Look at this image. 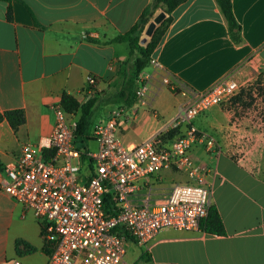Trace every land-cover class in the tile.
I'll list each match as a JSON object with an SVG mask.
<instances>
[{"label":"crops","instance_id":"obj_1","mask_svg":"<svg viewBox=\"0 0 264 264\" xmlns=\"http://www.w3.org/2000/svg\"><path fill=\"white\" fill-rule=\"evenodd\" d=\"M150 0H8L0 1V113L22 110L25 122L16 132L0 123V175L15 163L24 143L49 149L53 109L62 94L86 102L85 81L95 79L96 125L114 108L121 111L118 138L125 147L141 144L164 129L184 98L177 90L205 91L223 77L237 82L264 74V0H230L240 28L236 45L215 0H185L172 13L153 59L140 74L148 83L151 110L107 104L118 91L119 71L128 59L129 43L105 44L126 33ZM11 19H7V9ZM127 72V68L125 70ZM230 107H213L192 125L215 138L222 154L207 155L193 147L192 160L211 171V206L225 235L159 232L146 251L125 241L122 264H264V131L235 117ZM237 128V134L233 131ZM246 136L241 143L238 136ZM87 148L95 150L93 142ZM162 172L173 182L188 178ZM164 192L167 191L163 183ZM40 225L30 212L0 190V262L46 264Z\"/></svg>","mask_w":264,"mask_h":264},{"label":"built area","instance_id":"obj_2","mask_svg":"<svg viewBox=\"0 0 264 264\" xmlns=\"http://www.w3.org/2000/svg\"><path fill=\"white\" fill-rule=\"evenodd\" d=\"M148 65H156L155 60L151 58ZM140 74L134 107L151 110L148 83ZM254 80L237 82L227 76L198 92L177 90L164 79L162 83L184 101L164 129L132 147L119 141L122 115L118 108L92 126L88 143L96 148L90 150L75 143L78 112L66 113L57 105L48 138L53 154L44 158L40 147L24 143L15 163L4 169L5 180L0 175V190L40 225L43 242L50 249L46 264H122L126 238L147 251L162 230L200 232L211 206L212 171L195 163L191 151L200 145L206 154L217 157L222 148L192 122L213 107H230ZM94 86L95 79L88 76L87 100L94 97ZM250 93L258 96L255 89ZM169 131L177 134L166 139ZM233 133L237 134L236 127ZM238 138L242 144L247 142L246 136ZM162 172L185 174L188 181L172 184L164 192ZM0 264L23 263L14 259Z\"/></svg>","mask_w":264,"mask_h":264},{"label":"trees","instance_id":"obj_3","mask_svg":"<svg viewBox=\"0 0 264 264\" xmlns=\"http://www.w3.org/2000/svg\"><path fill=\"white\" fill-rule=\"evenodd\" d=\"M8 1V0H0ZM216 4L226 21L228 34L232 42L236 45L241 43L240 28L236 23L230 0H215ZM185 0H150L149 4L144 8L142 13L131 28L124 34L118 35L114 39L105 42L112 43H129L130 51L128 59L122 63L127 68L119 71L121 82L115 96L107 101V104H112L121 107H130L135 101V82L139 74L148 66L154 51L161 42L168 26L172 22L171 13L183 4ZM164 14L163 20L155 27L152 34L144 44L140 41L144 38V32L148 24L154 19L156 14ZM7 19H11L10 9H7ZM60 107L66 112L71 113L77 111L79 113L76 121L74 132L75 143L79 147L87 146L89 142V133L92 128L93 111L96 105V98L86 100L85 103L79 104L71 95L63 93L59 102ZM6 121L9 127L16 132L25 122L24 112L22 110H11L0 113V123ZM177 134L176 131H169L166 139H172ZM53 154L52 150H43L42 156L49 158ZM84 163V162H82ZM107 202V201H106ZM109 209V204L107 205ZM200 232L214 236H224L225 231L222 221L215 207L210 206L207 217L201 222ZM129 239V238H126ZM44 252L50 253L49 246L44 244Z\"/></svg>","mask_w":264,"mask_h":264},{"label":"rangeland","instance_id":"obj_4","mask_svg":"<svg viewBox=\"0 0 264 264\" xmlns=\"http://www.w3.org/2000/svg\"><path fill=\"white\" fill-rule=\"evenodd\" d=\"M147 39L148 37H146V40ZM251 89H255L256 94H258L256 98H253L251 95ZM230 106L233 108L232 110H234L235 117H241L243 120L251 122L250 124H254L256 127L264 131V74L254 80L251 88L243 90ZM77 115H79V113ZM94 117L92 118V124L95 122ZM173 173H175L176 176H179L180 174L176 172ZM173 173L171 175H173ZM171 181L172 180L169 177H164V181L162 180L160 185L161 190L164 191L165 189L163 183L165 187L169 186L167 190H169L172 184H181V182Z\"/></svg>","mask_w":264,"mask_h":264},{"label":"water","instance_id":"obj_5","mask_svg":"<svg viewBox=\"0 0 264 264\" xmlns=\"http://www.w3.org/2000/svg\"><path fill=\"white\" fill-rule=\"evenodd\" d=\"M164 18V14L163 13H159L158 15H156L154 17V19L148 24V26L146 27V30L144 32V38L141 40V44H144L146 41V37L150 36L153 32V30L155 29V27L163 20Z\"/></svg>","mask_w":264,"mask_h":264}]
</instances>
